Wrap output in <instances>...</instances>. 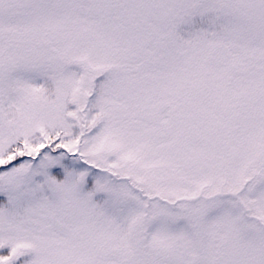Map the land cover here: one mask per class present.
Segmentation results:
<instances>
[{"label":"snow or ice","instance_id":"obj_1","mask_svg":"<svg viewBox=\"0 0 264 264\" xmlns=\"http://www.w3.org/2000/svg\"><path fill=\"white\" fill-rule=\"evenodd\" d=\"M0 264H264V0H0Z\"/></svg>","mask_w":264,"mask_h":264}]
</instances>
